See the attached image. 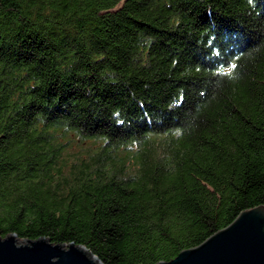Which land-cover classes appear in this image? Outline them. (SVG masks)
<instances>
[{
	"label": "trees",
	"instance_id": "1",
	"mask_svg": "<svg viewBox=\"0 0 264 264\" xmlns=\"http://www.w3.org/2000/svg\"><path fill=\"white\" fill-rule=\"evenodd\" d=\"M258 204L264 0H0V236L154 264Z\"/></svg>",
	"mask_w": 264,
	"mask_h": 264
},
{
	"label": "water",
	"instance_id": "2",
	"mask_svg": "<svg viewBox=\"0 0 264 264\" xmlns=\"http://www.w3.org/2000/svg\"><path fill=\"white\" fill-rule=\"evenodd\" d=\"M0 264H102L83 245L53 243L47 237L0 236ZM154 264H264V204L241 210L224 227L170 260Z\"/></svg>",
	"mask_w": 264,
	"mask_h": 264
},
{
	"label": "rangeland",
	"instance_id": "3",
	"mask_svg": "<svg viewBox=\"0 0 264 264\" xmlns=\"http://www.w3.org/2000/svg\"><path fill=\"white\" fill-rule=\"evenodd\" d=\"M78 147H80V146L71 147V148H70V151H71V152H74V151H76V150H79ZM73 154H74V153H73ZM72 156H73V155H72ZM20 240H22V239H19V241H20Z\"/></svg>",
	"mask_w": 264,
	"mask_h": 264
}]
</instances>
